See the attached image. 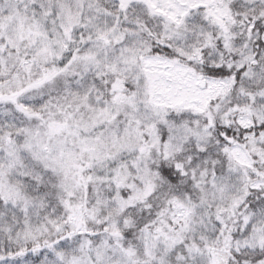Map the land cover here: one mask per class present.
Masks as SVG:
<instances>
[{"label": "snow or ice", "instance_id": "1", "mask_svg": "<svg viewBox=\"0 0 264 264\" xmlns=\"http://www.w3.org/2000/svg\"><path fill=\"white\" fill-rule=\"evenodd\" d=\"M0 264H264V0H0Z\"/></svg>", "mask_w": 264, "mask_h": 264}]
</instances>
